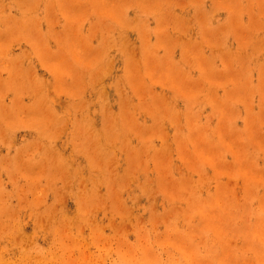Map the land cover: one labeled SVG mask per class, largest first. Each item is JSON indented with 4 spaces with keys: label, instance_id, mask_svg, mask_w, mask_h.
I'll return each instance as SVG.
<instances>
[{
    "label": "rangeland",
    "instance_id": "1",
    "mask_svg": "<svg viewBox=\"0 0 264 264\" xmlns=\"http://www.w3.org/2000/svg\"><path fill=\"white\" fill-rule=\"evenodd\" d=\"M0 264H264V0H0Z\"/></svg>",
    "mask_w": 264,
    "mask_h": 264
}]
</instances>
